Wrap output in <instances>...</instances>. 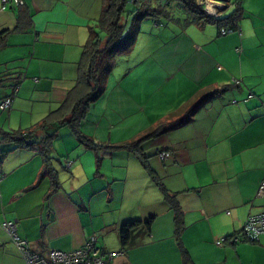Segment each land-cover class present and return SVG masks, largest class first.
<instances>
[{
  "label": "crops",
  "instance_id": "1",
  "mask_svg": "<svg viewBox=\"0 0 264 264\" xmlns=\"http://www.w3.org/2000/svg\"><path fill=\"white\" fill-rule=\"evenodd\" d=\"M22 1L21 7L0 11V77L9 80L0 99H11L10 109L0 111V130L4 132L29 129L61 105L74 86L82 47L103 6V0ZM236 1H240L244 17L238 32L230 33L237 36L225 44L216 38L215 30H209L216 27L191 26L200 31L194 33L198 56L188 77L193 86L182 99L177 97L180 103L174 108H183L223 86L232 87L205 101L191 121L179 127L185 129L184 137L167 138L160 149L171 154L159 162L169 161L166 168L162 166L168 181H161L170 195H176L182 222L179 232L162 192L154 184L137 185L138 178L150 181L142 166V174L132 168V173L123 171V186L94 182L91 186H60L52 192L47 179L37 183L42 167L37 152L15 150L10 144L0 145V153L13 154L10 160L4 158L1 172L8 168L12 177L17 171L21 174L4 185L0 177V224L15 221L18 236L42 256L80 249L94 237L102 252L120 253L109 264H186L183 252L190 264H264V233L255 244L215 245L217 240L239 235L249 216L264 214V197L257 195L264 177V0L230 3ZM128 74L116 82L118 87ZM234 79L238 86H233ZM235 98L239 100L235 102ZM85 124V120L81 122V132L100 149L109 150V141L89 135ZM100 126L101 122L97 130ZM64 129L69 130L59 128L58 134ZM112 152L137 160L125 151ZM70 156L74 160L68 171L74 169L73 181L82 157L91 162L88 182L105 179L100 172L103 161L96 160L84 146ZM150 217V230L137 228L129 246L122 248L121 225ZM0 264H24L1 229Z\"/></svg>",
  "mask_w": 264,
  "mask_h": 264
},
{
  "label": "rangeland",
  "instance_id": "2",
  "mask_svg": "<svg viewBox=\"0 0 264 264\" xmlns=\"http://www.w3.org/2000/svg\"><path fill=\"white\" fill-rule=\"evenodd\" d=\"M131 6L132 4L129 2L127 11L132 10ZM171 10H173L172 17L180 19L178 9L174 7ZM229 12L230 8L224 14H229ZM209 30H215L216 38L220 39L222 44H225L227 39L237 36V34L218 36L217 28ZM199 32L194 27L186 31L176 23L166 22L163 19L147 18L143 20L130 52L117 54L114 57V68L105 84L106 93L91 105L88 112L90 114H87L84 119L86 122L84 130L90 132L89 135L95 136L100 141H109V146H115L149 132L155 121L179 110L182 111L181 108H176V110L174 107L180 103L177 97L182 99L183 95L192 89L189 88L193 85L188 77H190L189 70L193 68V62L198 56L193 45L196 41L194 33L200 34ZM214 47L212 45L210 49L209 46V49L213 50ZM127 73H130L128 79L123 82L121 88L118 87L116 82ZM235 99V102L239 100ZM99 122H101V126L97 130ZM95 133L97 134L95 135ZM184 134L185 129L179 128L177 132H170L143 145L148 165L152 170L158 172L162 181L163 179L168 181V176L162 171V166L166 168L169 161L162 165L158 160L157 152L160 151L165 139L169 138L170 141H174L183 138ZM109 135H111L110 140ZM79 146L80 144L67 129L61 131L53 143L51 165L53 164L52 166L60 178V186H91L94 182L106 186L107 181L112 182L114 186H123L121 177L125 169H129L130 173H132L130 168L139 173L142 172L140 162L130 157L129 154L113 153L111 150L104 149L90 150L96 160L103 161V168L100 172L105 175V179L99 178V181L88 182V171H90L88 165L91 162L88 164L87 160L82 157V165L78 169L77 179L73 181L71 175L74 169L66 170L61 166V162L63 160L73 162L74 158L70 154L76 153ZM5 154L7 160L12 158V153ZM7 171H9L8 168L2 169L1 172V179L4 180L3 185L14 181L21 174V171H17L12 177V174ZM119 181H121L120 184ZM137 185L154 186L148 179L141 178H138Z\"/></svg>",
  "mask_w": 264,
  "mask_h": 264
},
{
  "label": "trees",
  "instance_id": "3",
  "mask_svg": "<svg viewBox=\"0 0 264 264\" xmlns=\"http://www.w3.org/2000/svg\"><path fill=\"white\" fill-rule=\"evenodd\" d=\"M129 2L132 4L131 11H127ZM174 7L178 9L180 19L172 17L173 10L171 9ZM228 8H231L229 14L224 15ZM228 8L219 11L217 17H211L205 13L203 6L197 0H103L101 14L96 24L89 28L88 39L82 47L74 86L68 91L64 101L56 110L48 113L39 123L29 129L12 132L0 130V145L10 144L14 145L15 150L36 151L42 161L37 183L47 179L52 187L51 191H57L60 188V183L57 172L51 165L50 153L57 138L58 129L67 127L80 145L88 150H100V146L95 145L91 138L81 132V122L86 118L91 105L104 93L106 80L114 68V57L117 54H128L133 47L141 22L147 18L163 19L166 22H174L183 29L191 26L200 29L214 26L217 28L219 36H225L238 32L244 17L240 1L230 4ZM221 31H226V33L221 34ZM8 81V78L0 77V91ZM232 84L238 86L239 81L234 79ZM231 87L232 85L223 86L202 96L199 100L189 102L184 108H181L182 111L179 110L161 118L149 132L135 140L109 147L111 151H125L137 158L151 183L162 192L164 200L174 212L177 232H179L182 222L176 195H170L164 188L161 179L152 171L142 146L170 130L187 124L205 101L219 96ZM4 99H0V102ZM164 151L170 154L169 151ZM5 155V153H0V177ZM152 221L153 217H150L144 222L131 221L122 224L118 233L122 248L125 249L129 246L134 230L141 226L150 230ZM240 235L241 232L236 236ZM183 253L184 263L190 264L189 258L185 252Z\"/></svg>",
  "mask_w": 264,
  "mask_h": 264
},
{
  "label": "built area",
  "instance_id": "4",
  "mask_svg": "<svg viewBox=\"0 0 264 264\" xmlns=\"http://www.w3.org/2000/svg\"><path fill=\"white\" fill-rule=\"evenodd\" d=\"M203 6L205 13L211 17H217L219 11L230 6V0H197ZM22 0H0V11H5L11 6H23ZM226 31H221L225 34ZM11 107V99L6 98L0 102V111H8ZM158 160L163 162L170 158V154L161 150L157 154ZM61 165L69 170L72 162L63 160ZM258 197H264V178L258 187ZM0 229L8 236L11 243L16 248L18 254L22 258L24 264H109L113 258H116L120 253L102 252L96 246V239L90 237L84 246L80 249L60 252L50 251L45 256L35 254L31 251L28 243L21 239L17 234V225L15 221H6L0 224ZM264 233V214L249 216L241 230V235L222 238L215 242L217 247L223 243H237L239 241H248L256 243L259 237ZM122 254V253H121Z\"/></svg>",
  "mask_w": 264,
  "mask_h": 264
},
{
  "label": "water",
  "instance_id": "5",
  "mask_svg": "<svg viewBox=\"0 0 264 264\" xmlns=\"http://www.w3.org/2000/svg\"><path fill=\"white\" fill-rule=\"evenodd\" d=\"M223 10H225V8H223Z\"/></svg>",
  "mask_w": 264,
  "mask_h": 264
}]
</instances>
